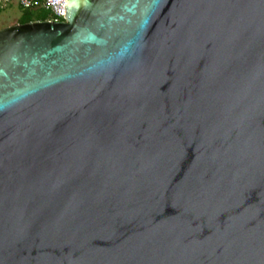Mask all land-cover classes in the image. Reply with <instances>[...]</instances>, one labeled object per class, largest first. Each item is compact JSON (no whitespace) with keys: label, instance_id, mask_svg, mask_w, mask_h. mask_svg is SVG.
Listing matches in <instances>:
<instances>
[{"label":"water","instance_id":"obj_1","mask_svg":"<svg viewBox=\"0 0 264 264\" xmlns=\"http://www.w3.org/2000/svg\"><path fill=\"white\" fill-rule=\"evenodd\" d=\"M0 29V264H264V0H66Z\"/></svg>","mask_w":264,"mask_h":264},{"label":"rangeland","instance_id":"obj_2","mask_svg":"<svg viewBox=\"0 0 264 264\" xmlns=\"http://www.w3.org/2000/svg\"><path fill=\"white\" fill-rule=\"evenodd\" d=\"M0 29L18 21L27 22L28 20L46 19L51 17V12L43 8H23L17 1L3 3L0 1Z\"/></svg>","mask_w":264,"mask_h":264},{"label":"built area","instance_id":"obj_3","mask_svg":"<svg viewBox=\"0 0 264 264\" xmlns=\"http://www.w3.org/2000/svg\"><path fill=\"white\" fill-rule=\"evenodd\" d=\"M3 3H9L15 0H0ZM17 4L23 8H43L51 12L49 20L61 21L65 19L66 0H16Z\"/></svg>","mask_w":264,"mask_h":264},{"label":"trees","instance_id":"obj_4","mask_svg":"<svg viewBox=\"0 0 264 264\" xmlns=\"http://www.w3.org/2000/svg\"><path fill=\"white\" fill-rule=\"evenodd\" d=\"M0 10H1V7H0ZM46 19H49V18H46ZM36 20H45V19H36ZM36 20H33V21H36ZM29 21H32V20H28L27 22H29ZM18 23H24V21L22 22V21H18Z\"/></svg>","mask_w":264,"mask_h":264}]
</instances>
